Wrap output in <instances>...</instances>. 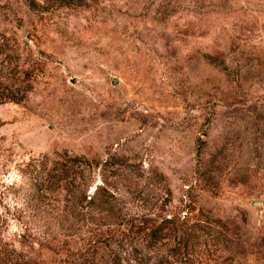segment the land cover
Wrapping results in <instances>:
<instances>
[{"label": "rangeland", "instance_id": "374dc122", "mask_svg": "<svg viewBox=\"0 0 264 264\" xmlns=\"http://www.w3.org/2000/svg\"><path fill=\"white\" fill-rule=\"evenodd\" d=\"M0 264H264V0H0Z\"/></svg>", "mask_w": 264, "mask_h": 264}, {"label": "trees", "instance_id": "16d2710c", "mask_svg": "<svg viewBox=\"0 0 264 264\" xmlns=\"http://www.w3.org/2000/svg\"><path fill=\"white\" fill-rule=\"evenodd\" d=\"M57 155V158L52 160H49V158L44 155L39 159L31 158L26 163V167L37 172H45V176H40V179L44 182L51 183V185L53 184V186H56L58 189H65L68 184L72 185L76 180H78L76 187L79 188L81 185L79 181L83 179L79 173L84 171L92 172L94 165L85 157L71 156L65 152ZM48 165H50V167H47ZM84 179V181H87L86 178ZM88 185V182H84L85 189L82 191L77 190L76 194L74 192L75 199L79 200V202L85 201L87 204H92L96 206L95 208L99 209V211L108 210L109 212L111 210L109 200L106 195L100 193L103 188L96 187L92 195H90L86 194ZM107 194L108 196L111 195L108 192Z\"/></svg>", "mask_w": 264, "mask_h": 264}, {"label": "water", "instance_id": "95a60500", "mask_svg": "<svg viewBox=\"0 0 264 264\" xmlns=\"http://www.w3.org/2000/svg\"><path fill=\"white\" fill-rule=\"evenodd\" d=\"M115 81H116V79L113 82H115Z\"/></svg>", "mask_w": 264, "mask_h": 264}]
</instances>
